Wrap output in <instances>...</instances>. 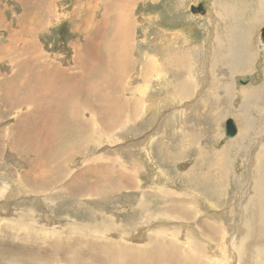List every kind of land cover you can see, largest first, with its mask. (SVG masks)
Here are the masks:
<instances>
[{
    "label": "rangeland",
    "instance_id": "374dc122",
    "mask_svg": "<svg viewBox=\"0 0 264 264\" xmlns=\"http://www.w3.org/2000/svg\"><path fill=\"white\" fill-rule=\"evenodd\" d=\"M85 1L0 0V89L16 78L22 65L33 69L34 63L29 57L25 62L28 54L20 49L30 42L35 44L33 55L39 62L41 58L60 66L62 77L70 80L83 79L84 69L78 63L82 56L104 60L88 82L94 100L88 103L77 95L75 104H63L73 111L76 100L78 106L91 109L83 111L81 122L74 123L82 131L73 129L72 137L83 135L78 148L47 162L52 170L62 166L64 171L51 184H30L25 175L36 156L25 150L21 155L10 146L16 115L27 113L29 105L9 110L0 93V132L4 135L0 141V247L12 250L16 259L19 256L13 263L2 255L0 264H80L81 260L111 264L106 247L109 237L122 245L119 254L124 248L143 251L160 245L157 249L165 253L167 264H263L264 239L249 240L246 246L248 238L241 235L253 223V214H258V224L264 222V45L259 39L264 0H121L126 2L127 18L118 23L115 20L122 10L110 8L114 0L96 17L90 12L80 16L85 11L78 7ZM201 4L205 15L193 12ZM216 27L220 30L214 31ZM87 45L90 53H84ZM111 63L109 71L105 67ZM149 63L152 72L144 74ZM119 65L126 73L121 82L125 87L120 90L115 85ZM205 67L210 69L208 74ZM29 70L24 71L28 74ZM102 72L110 86L100 83ZM245 77L250 82L240 84ZM80 88L81 84L75 90ZM122 90L125 98L118 107L127 114L126 100L134 102L137 114L114 122L118 115L114 107V118L103 117L104 110H98V118V91L114 98ZM52 93H46L50 101ZM146 99L158 105L144 111ZM101 119L108 122L106 128L99 125ZM228 119L238 126L233 139L224 134ZM83 138L89 140L85 146ZM229 147L233 148L230 152ZM81 173L85 185L99 184L107 190H87L70 200L66 190ZM96 174L103 180L98 181L101 178H95ZM107 192L109 198L103 195ZM149 194L160 197L151 207L157 215L143 203ZM79 198L86 201L76 203ZM147 209L151 218L144 215ZM255 229L258 236H253L263 234L264 238V231ZM48 230L59 233L56 247L50 236L45 237ZM154 240L159 241L150 243ZM82 251L86 257L73 255Z\"/></svg>",
    "mask_w": 264,
    "mask_h": 264
},
{
    "label": "bare ground",
    "instance_id": "6f19581e",
    "mask_svg": "<svg viewBox=\"0 0 264 264\" xmlns=\"http://www.w3.org/2000/svg\"><path fill=\"white\" fill-rule=\"evenodd\" d=\"M120 3H121L120 5H121V8H122V11L117 16V18L115 20L116 23H118L121 20H124V19L127 18V16H126L127 13H126V10H125L126 2L125 1H121ZM221 20H222V18H221ZM215 30L219 31L220 28L216 27L214 29V31ZM34 31H35V28H34V30L32 29L29 32L28 35L33 34ZM221 32H223V31H221ZM238 39H241L240 35L238 36ZM33 44L34 43L30 42L29 44H26L24 47L22 46L23 48L22 47L20 48V49H23L22 50L23 54H28V56H24V58H23V60L25 62H28V60H29L28 57L29 56H31V55L36 53L35 44L34 45ZM237 44H239V42H237ZM27 45H30V46L27 47ZM262 45H264V44H262ZM123 46L125 47L126 44L123 43ZM123 46H122V48H123ZM15 48H16V46L13 47V49L11 51L15 50ZM24 48L26 50H24ZM89 48H90L89 45H87V48H86L84 53H88L90 51ZM9 57L10 56H8V58ZM122 57L124 58V56H122ZM242 57H244V56H242ZM103 62H104V60H103V57H101V56H90V55L89 56H82L78 60L79 68L80 69H84V74H83V79L82 80H80L81 78H71V80H70L69 76L62 77L61 74L58 73L57 71L54 72V76H53L52 79L48 78L46 75L36 77V76L33 75V73H32L33 76L31 75L28 65H22V67H21L22 71L24 72V74L26 76H28L24 81L23 80L19 81V75H17V76H14V77H16L15 79H13V80L9 79L7 81V84L6 83L2 84L0 92L5 97V100H2V101H3V103L5 105L8 106L9 110H13V109H15L17 107L21 108V105H23V102H22L23 99L26 100L25 104H28L29 105L28 107H30V109H29V111L27 113L21 114L22 112L20 111V112H18V115H16V117H17L16 124L14 123L15 126H12L10 128V129H12V131H13V133L15 135V137L13 136L11 138L10 146L13 147L14 149H17V152L19 154H21V155L23 153L22 150H25V151H30L31 154L36 156V160L34 161L33 164L30 165L31 166L30 172H28L25 175V177L29 180L30 184H32L33 186H34L35 182L43 184V185L51 184V183H54L57 180L61 179L64 176V171H63V167L62 166L60 168L57 167V168L52 170L51 168L48 167L49 164L47 165V162L52 161V160H57L55 158V156H57L58 154L59 155H63V153L65 154V153L70 152L72 149L78 148V145H77L78 139H82L83 135H79V136H77L75 138L72 137L73 136V132H74L73 129H77L78 131H80V127L78 126V124L74 125V123L81 122V119H82L81 117L83 116V111L87 112V110H90L91 108H87L86 105L85 106L83 105L82 107H80V106H78L79 102H77L75 100L77 106L74 105L75 108H72L73 111H67L63 104H64L65 101H69V102H72V104H75L73 100H74V98L77 95L81 96L88 103H90V102H92L94 100V93L89 88V83L88 82H90L91 72H93V74H95V75L98 74L99 71H100L98 69V67L101 66V65L103 66ZM158 62H159V60H158ZM190 65H192V64H190ZM105 68L109 69V71H112L113 64L111 63V65L109 64V67L106 66ZM192 69H193V67H192ZM24 70H27V71L29 70L28 74ZM149 72H150V74L152 72V64H150V63L145 68L144 74H148ZM124 77H126V73L124 71V68L121 65H119L117 70H116V78L117 79H116V83H115V85H117L118 90L123 89L125 87V84H123L124 83L123 82V78ZM119 78H120V81L118 82ZM76 81L79 82L78 85L75 84ZM18 82L20 84V90L22 91V94L20 93L19 95H15L17 92H19V90H18ZM121 82H123V83H121ZM100 83L105 85V86H110V82H109V80L107 78V75L104 72H102V75H101V78H100ZM80 84H81V88L78 91H76L75 87L79 86ZM184 87L186 88V86H184ZM51 90L53 92L51 101L45 95L37 96V92H47V91H51ZM34 91H36V93ZM124 91L125 90H122L119 93H117V96H115L114 98L111 97L107 93H102V92L98 91L97 100H99V102H100V107H98L97 110H96L98 118L101 116L100 114H98V110H104L105 111L103 117H106V118L113 117L114 113H113L112 108H114V107H115V110L118 111V112H116V114H118V115L115 118L116 120L114 122L120 121L122 118L128 117L129 115H132V116L134 115L135 116L137 114V110L135 108V104H133L134 102L130 104V103H127V100H126V104L127 105H125V106H127V109H128L127 110V114H126V112H125V114L123 113V111H125V110H123L122 108L118 107V105H117L118 102L119 101L121 102L125 98V96H123ZM47 101L52 102V105H50V106L49 105H44V103L47 102ZM143 102H144V105H143L144 111L145 110L149 111V110H151L152 107H154L155 105H158L156 103H151V102H149V104H148L147 99L144 100ZM176 103H178V102L176 101ZM67 107H68V105H67ZM124 109H126V107H124ZM121 113H123V114L121 115ZM119 117H121V118H119ZM130 118H131V116H130ZM110 119H112V118H110ZM101 121H102V119L100 120L101 124H99L98 122H97V124H99V125L103 124L105 126V128H106L107 127L106 124H108V122L107 121L101 122ZM71 123L73 125H69V126L66 127L67 124H71ZM99 125L97 127H100ZM81 128H83V126ZM81 131H80V133H81ZM9 133H11V131ZM101 133H102V131H101ZM75 135H76V133L74 134V136ZM93 136L94 135L92 134V136H90V137H93ZM3 137H4L3 133L0 132V141H4ZM83 140H82V145L83 146H85L84 145L85 143H89V140L87 138H83ZM91 142H94V141L90 140V143ZM244 144H245V142H244ZM233 146H235V145H233ZM0 149L2 150L1 142H0ZM228 149H229L228 152H230V150H232L233 148L230 149V147H229ZM262 152H263V150H262ZM261 153L259 155H261ZM262 154H264V153H262ZM257 158H259V157H257ZM51 163L52 162H50V164ZM89 164H91L90 161H89ZM43 167L46 168V169H43ZM114 168L115 167H113V169ZM263 168H264V166H263ZM128 170L130 171V173H134L133 170H131V169H128ZM103 171H102V175H104ZM126 174H128V173H126ZM134 174L137 175V173H134ZM102 175L98 176L96 174L95 178H97V179L101 178L98 181L103 180V176ZM112 176L113 175L109 176V178H111ZM82 177H83V173H81L80 175H77L74 178V180L71 182V184L69 183L70 185H69L68 189L66 190V195L70 198V200H72V198H77L79 195H83V193L86 192L87 190H90L89 192H95V191H97L99 189H101L102 191L107 190L105 187L100 186L99 184H98V187L94 186V185L93 186L85 185L84 178H82ZM118 178H120V177H118ZM191 179H193V178H191ZM195 180H197V179H195ZM98 181L96 180L95 183H97ZM117 181H120V180H117ZM123 182H122V184H124ZM132 182H130V184H132ZM103 185H106V184L103 183ZM114 185L116 186V184H114ZM133 185H134V183H133ZM252 185H253V183H252ZM262 187H261V189H262ZM257 191H259V190L257 189ZM96 193H95V195L97 196ZM108 194H109V192L103 193L104 197L109 198ZM69 195H72V197H70ZM145 195H147V193H144V196ZM149 195H150V198H148V199H152L153 201L152 202H147V201L145 202V200H148L145 197V199H143V203L150 207V210H151L152 213H154V215H157L158 212L153 210L151 207H152L153 203L157 204L158 202L161 201L160 197L155 195V194H149ZM252 199H254V198H252ZM75 201L77 203V202L86 201V200H85V198H79V199H76ZM79 205H80V203H79ZM150 210H148V209L145 210V214L144 215H146L147 218L148 217L151 218L153 216V214H150ZM249 210L253 211V213L254 212H258V211H256L255 208H254V210L251 209V208ZM96 214H97V212H95L93 215L95 216ZM257 215L258 214H253V223L250 225V228L248 227L249 229L247 231L244 229L247 233L244 232L245 234L241 235V237H243L245 235L248 238L247 241H246V246L249 243V240H254V239L260 240V238L264 239L263 236H261L263 234H261L259 237H256V236H258L256 234L257 233V231L255 229L256 227L259 228L258 232H260L262 230L264 231V222L258 220L260 222V224H258ZM242 216H244V215H242ZM85 218L86 219H90V217H85ZM95 218H96V216H95ZM248 218H246V219H248ZM254 219H256V220H254ZM66 231L70 232L68 230H66ZM254 231H256V233H254ZM44 233H45V237H47V236L51 237V239L54 242V244H53L54 247H56V245H57V244H55L57 239L59 240V242L61 241L60 238H57L59 233L55 232L54 230H48L47 233L46 232H44ZM254 234L256 236H253ZM34 235H36V234H34ZM250 236H253V237H250ZM107 238H108V236H107ZM109 239L111 240V242L108 243L107 246H106V247H109V251H110L109 262L108 263H111V264H167L166 261L163 262V259L165 260V258H166L165 256L166 255L163 252L162 253L164 254V256L161 254V251L159 250L160 249V247H159L160 245L157 246V247L154 246L155 248L154 249L151 248L152 250H146L145 249L143 251H141V250L137 251V249H131V248H124L122 253L119 254L117 252L121 249L122 245L115 244L117 242L111 237H109ZM235 239H236V241L235 240L234 241L237 242V244H238V241H239V235L238 234L235 236ZM104 241H106V240H104ZM158 241L159 240H156V241L154 240V241H150V243L158 242ZM123 245H125V244H123ZM125 246H127V244ZM158 247H159V249H157ZM234 247L236 248L237 245H234ZM4 249L5 248L0 247V258H2V255H3V256L11 258L9 260L11 262L15 263V261L19 258V256H17V259H16L15 256L12 255L13 254L12 250L7 249V250L3 251ZM18 252H20V251H18ZM232 253H233V251H232ZM15 254H16V252H15ZM238 254L240 255V253H238ZM73 255L78 256V257H86V251L78 252V253L73 254ZM136 255H138L140 257H143L144 259L143 260H135ZM37 256L35 257V260L38 261ZM88 259H91V258L89 257ZM235 259H236V257H235ZM239 260L240 259H238V261ZM236 261H237V259H236ZM55 262H56V260H55ZM240 262H241V260H240ZM106 263L107 262H101V264H106ZM176 263L177 264H182V262L179 263V261L176 262ZM242 263H243V261H242ZM72 264H78V263L73 262ZM80 264H97V262L95 260H84V261L81 260ZM244 264H245V261H244Z\"/></svg>",
    "mask_w": 264,
    "mask_h": 264
},
{
    "label": "crops",
    "instance_id": "0c3cea01",
    "mask_svg": "<svg viewBox=\"0 0 264 264\" xmlns=\"http://www.w3.org/2000/svg\"><path fill=\"white\" fill-rule=\"evenodd\" d=\"M110 0H88V1H85L84 3H83V6H79L78 7V11H85V12H80L79 14H80V16H83V17H85L89 12L90 13H93V15H94V17H96L97 16V13H99V11L100 12H102L103 10H105L106 9V7H105V5H107V3L109 2ZM121 2V0H114L113 1V3H112V5H111V9H113V8H115L116 7V10H117V6H120V8L118 9V10H122V8H121V5H119V4H121L120 3ZM109 4V3H108ZM100 5H103L104 7L103 8H101V6ZM38 7V6H37ZM50 7H51V5H50ZM126 7V6H125ZM52 8V7H51ZM129 12H130V10H131V8H129L128 6H127V8H126ZM109 10V9H108ZM110 11V10H109ZM34 13V12H33ZM33 16H37V14L35 13ZM32 20V19H31ZM107 36H110L111 35V32L110 31H108L107 32V34H106ZM37 57V56H36ZM35 56H32V59H31V56H29V58H30V62L33 64L34 63V66H33V69H30V71L33 73V75L34 76H36V77H39V76H43V75H46L48 78H53V76H54V72L55 71H57L58 73H60L61 74V76H63V74L61 73L62 72V69H61V67L60 66H55V65H51L50 63H47V61H45V60H41V58H40V62H39V58L37 59ZM21 59V56H20V58L18 59V60H20ZM234 60H237L236 58L234 59ZM38 61V62H37ZM41 61H42V63H41ZM38 63H40L39 64V67H38ZM50 64V65H49ZM35 66H37L38 68H37V70H35ZM53 66H55V67H53ZM205 73L206 74H208V72L210 71V69L209 68H206L205 67ZM17 75H19V77H25L26 75L24 74V72L22 71V69L21 68H18V71H17ZM16 75V76H17ZM205 82V81H204ZM75 84H76V82H75ZM18 90H19V92H17L15 95H19L20 93L22 94V91L20 90V84L18 85ZM50 92H52V90L50 91ZM1 93V92H0ZM47 92H37V96H43V95H45V96H47V94H46ZM1 97H2V100H5V97L3 96V95H1ZM23 104H25V102H26V100L25 99H23ZM51 102L50 101H47V102H45L44 103V105H49ZM149 103V102H148ZM157 148L158 149H165V146H162V147H158L157 146ZM160 156V155H159ZM255 255H257V253H255V252H253ZM263 264H264V262H263Z\"/></svg>",
    "mask_w": 264,
    "mask_h": 264
},
{
    "label": "water",
    "instance_id": "95a60500",
    "mask_svg": "<svg viewBox=\"0 0 264 264\" xmlns=\"http://www.w3.org/2000/svg\"><path fill=\"white\" fill-rule=\"evenodd\" d=\"M196 11H198L199 13L203 15L206 14V10L203 4H201L199 8L194 7L193 12H196ZM259 39H260V43L264 44V27L262 28L260 32ZM239 82L242 85H247L250 82V77L241 78ZM224 134L227 139H233L238 134V126L233 119H228L226 121L225 127H224Z\"/></svg>",
    "mask_w": 264,
    "mask_h": 264
}]
</instances>
